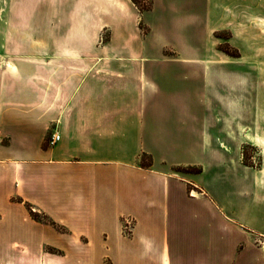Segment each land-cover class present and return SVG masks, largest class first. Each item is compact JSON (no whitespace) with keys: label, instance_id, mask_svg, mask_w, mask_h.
<instances>
[{"label":"crops","instance_id":"1","mask_svg":"<svg viewBox=\"0 0 264 264\" xmlns=\"http://www.w3.org/2000/svg\"><path fill=\"white\" fill-rule=\"evenodd\" d=\"M148 1L142 12L131 0L2 1L0 246L9 256L1 248V262L64 264L41 251L47 243L92 264H264L243 237L252 225L228 228L189 171L204 173L196 150L226 147L220 97L196 92L195 80L226 79L216 69L228 63L192 60L189 46L188 56L166 55L160 39L210 19L211 4ZM19 5L48 7L24 13ZM219 164L215 155L208 162ZM124 218L133 221L128 236Z\"/></svg>","mask_w":264,"mask_h":264},{"label":"rangeland","instance_id":"2","mask_svg":"<svg viewBox=\"0 0 264 264\" xmlns=\"http://www.w3.org/2000/svg\"><path fill=\"white\" fill-rule=\"evenodd\" d=\"M0 0V6L2 7ZM7 1V0H5ZM136 8L142 12L150 8L148 0H134ZM211 4L210 19L188 22L187 30L180 29L171 37L163 34L160 39L166 45L164 54L188 56L184 47L196 49L192 60L224 61L228 64L217 71L225 72L226 79L196 75V92L202 89L207 97L216 94L220 97L221 110L218 118L221 127L227 132L222 137L226 147L195 152L196 160H205L203 167L197 166L190 171L205 186L217 204L227 216L228 228L233 223L252 225V231L243 230V237L251 239L252 246L264 254V0H206ZM205 1V2H206ZM203 0H188L190 6L202 7ZM10 6L3 5V8ZM48 6L19 5L18 11L30 9L47 12ZM179 9H184L179 5ZM183 12V11H182ZM181 12V13H182ZM179 13L178 15H181ZM184 13V12H183ZM164 25L167 22H159ZM183 22H176L177 25ZM141 32L145 27L139 24ZM108 32L101 33L99 41L104 43ZM170 46L172 49L167 47ZM176 48L179 54L170 52ZM189 56H191L189 54ZM215 70H212V72ZM220 158V164L214 167L208 162L213 157ZM148 156L142 158L149 163ZM208 161V162H207ZM200 169L199 173H196ZM205 170V171H204ZM44 215L38 214L40 219ZM52 221V220H50ZM54 230L62 228L52 221ZM42 223V222H41ZM49 225V224H46ZM244 228V226H242ZM125 236V235H124ZM230 237V231L227 230ZM3 257H7V245L0 246ZM37 248V246H36ZM44 253L58 255L64 264H92L89 260H77L75 255L65 254V247L43 244ZM1 256V253H0ZM105 263V262H104ZM0 264H44L42 260H4ZM48 264H62L51 261Z\"/></svg>","mask_w":264,"mask_h":264},{"label":"built area","instance_id":"3","mask_svg":"<svg viewBox=\"0 0 264 264\" xmlns=\"http://www.w3.org/2000/svg\"><path fill=\"white\" fill-rule=\"evenodd\" d=\"M58 135L56 133L51 135L50 144H53L58 141ZM133 221L130 218H124L122 220V234L128 236L132 230Z\"/></svg>","mask_w":264,"mask_h":264},{"label":"trees","instance_id":"4","mask_svg":"<svg viewBox=\"0 0 264 264\" xmlns=\"http://www.w3.org/2000/svg\"><path fill=\"white\" fill-rule=\"evenodd\" d=\"M134 4H136V2L134 1V0H131ZM190 171V170H189ZM200 172V169L196 172V173H199ZM30 212V216L32 217V219H34V220H36V221H40V222H42V223H44V224H49V225H51V226H53V227H56V225L52 222V221H50L46 216H43L44 218L43 219H40L39 217H38V214H36V213H33V212H31V211H29Z\"/></svg>","mask_w":264,"mask_h":264},{"label":"bare ground","instance_id":"5","mask_svg":"<svg viewBox=\"0 0 264 264\" xmlns=\"http://www.w3.org/2000/svg\"><path fill=\"white\" fill-rule=\"evenodd\" d=\"M193 194H195V192H192Z\"/></svg>","mask_w":264,"mask_h":264}]
</instances>
